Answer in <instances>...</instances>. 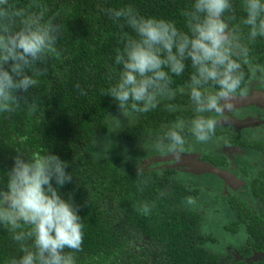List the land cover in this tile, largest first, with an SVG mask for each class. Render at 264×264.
<instances>
[{"label":"trees","instance_id":"obj_1","mask_svg":"<svg viewBox=\"0 0 264 264\" xmlns=\"http://www.w3.org/2000/svg\"><path fill=\"white\" fill-rule=\"evenodd\" d=\"M9 3L23 8L25 16L46 9L44 19L60 27L56 53H48L37 62V84L26 94L17 90L18 104L10 110H0V177L10 168L16 151L30 154L44 149L67 162L65 171L72 174V179L59 191L62 198L70 197L84 225L81 249L75 253L76 264H208L204 244L209 237L203 235L199 215L179 208L189 189L180 187L165 193V183L156 172L127 167V159L119 152L122 143L151 142L161 126L177 115L190 116L187 97L175 98L177 111H168L165 104L169 101L161 100L150 112L135 114L130 126L113 136L106 134V115L119 113L105 91L118 70L113 65L115 51L135 33L123 18L113 19L102 9L131 5L140 15L172 20L178 30L184 31L183 13L190 0ZM234 4L232 24L243 15L239 0ZM20 19L23 17L17 18V24ZM3 27L0 24V31ZM250 48L253 63L264 65V39L257 38ZM190 72L191 68H186L182 77L173 78V83H183ZM125 124L126 119L121 126ZM105 135L109 142L96 144ZM251 145L264 151L258 144ZM219 164L214 163V168ZM253 187L257 188L254 195L263 198L264 186ZM141 203L150 204L146 214L139 211ZM235 206L231 207L235 210ZM254 227L249 226V233L258 236ZM19 254L11 233L0 227V264Z\"/></svg>","mask_w":264,"mask_h":264},{"label":"clouds","instance_id":"obj_2","mask_svg":"<svg viewBox=\"0 0 264 264\" xmlns=\"http://www.w3.org/2000/svg\"><path fill=\"white\" fill-rule=\"evenodd\" d=\"M234 7V0H190L184 31L172 20L140 15L131 5L102 9L113 19L123 18L135 33L116 49L113 65L118 70L105 90L127 125L161 100L169 101L168 111H177L175 98L187 97L191 115H177L162 125L151 140L154 151L179 161L189 136L202 146L215 143L222 122L217 116L232 111V100L252 86L264 88V65L250 56V44L264 39V0H239L243 15L232 24ZM45 11L25 16L23 8L0 0V110L18 104L17 90L26 94L38 82L37 62L56 53L60 26L45 20ZM186 68H191L187 78L174 84ZM106 116L112 131L120 129L116 115ZM66 167L67 162L44 149L15 152L0 177V227L11 233L20 254L4 264H76L84 225L70 197L62 198L59 191L72 179ZM185 200L195 203L193 197ZM149 209V203L139 206L145 214Z\"/></svg>","mask_w":264,"mask_h":264},{"label":"flooded vegetation","instance_id":"obj_3","mask_svg":"<svg viewBox=\"0 0 264 264\" xmlns=\"http://www.w3.org/2000/svg\"><path fill=\"white\" fill-rule=\"evenodd\" d=\"M262 95L264 88L252 86L245 96L259 100L258 107L240 109L238 96L230 113L217 116L240 121L239 127L231 122L218 125L216 141L224 142L221 147L217 148L216 143L205 152H196L194 149L185 151L181 158L187 154H197L193 162L177 161L160 153L158 158L161 161L158 164L140 167L142 171H153L160 176L165 183V193H172L180 187L189 189V195L182 199L179 208L199 215L203 235L209 237V241L204 244L209 254L208 264H264V197L255 196L257 188L253 187L264 186V151L251 147V144H258L264 149V137L261 135L264 132ZM242 111H249L245 120L240 118ZM244 123L249 124V128H244ZM252 132L259 135L255 136ZM186 147L189 148L188 145ZM149 161L147 159L144 164ZM204 163L213 167L220 163L217 169L233 174L238 183L230 185L215 174L201 171L199 165ZM175 165L185 168L178 170L173 167ZM132 169L137 170V167ZM186 197H193L195 203L187 204ZM233 205L241 212L236 213L239 210H234ZM239 218L240 224L237 223ZM250 225L258 229V236L249 233Z\"/></svg>","mask_w":264,"mask_h":264},{"label":"rangeland","instance_id":"obj_4","mask_svg":"<svg viewBox=\"0 0 264 264\" xmlns=\"http://www.w3.org/2000/svg\"><path fill=\"white\" fill-rule=\"evenodd\" d=\"M262 96H264V95H262ZM252 97L253 96H243V97H240V101H241V104H240V109H242V110H246V108H249L250 106H252V107H258V105H257V103H258V101L259 100H255V99H252ZM262 100H264V97H262L261 98ZM238 100V98H234L233 100H232V103H234V101H237ZM251 103H253V104H251ZM250 111V110H249ZM249 111H242V112H240V118L242 119V120H245V118H246V113H248L249 114ZM230 113V112H229ZM223 115H225V113H223ZM118 118H119V120H120V122L122 123V121L124 120V119H126L125 117H123L122 115H120L119 113L116 115ZM229 116V115H228ZM217 119H219V120H221L222 122L221 123H223V124H225V123H229V122H231V123H234V124H236V126H240V121H238V120H236V119H232V118H230V117H228V119L226 118V116H225V118H224V116H221V118H220V116L217 118ZM226 121V122H225ZM127 126V124H125V125H123V126H121L120 127V129H118V130H115V131H112V129L109 127L108 128V130H107V133L106 134H109V136L111 135V136H113L112 134L113 133H115V132H119V131H121L122 129H124L125 127ZM219 127V126H218ZM217 127V128H218ZM222 127V126H221ZM244 128H249V124H247V123H244ZM222 130H223V128H222ZM225 130V129H224ZM112 131V132H111ZM255 136H257V135H259V133H257V132H252ZM261 135L264 137V132L263 133H261ZM221 139H223L222 137H221ZM257 139H260V138H257ZM262 139H264V138H262ZM106 142H109V138L105 135V136H102L101 138H99V140L97 141V143L96 144H98L99 146H101V145H105L106 144ZM217 143V141H215V143H211V144H209V145H207V146H202V145H199V144H197V143H195L193 140H192V138L189 136L188 137V147L189 148H187L186 147V150L185 151H187V150H190V149H194L196 152H205V151H207V150H209V148L213 145V144H216ZM224 144V142H220V143H217V148L218 147H221L222 145ZM108 147V146H107ZM119 152H120V154L121 155H123L126 159H127V162H128V165H127V167H130V168H135V167H142V166H151L152 164H158L157 162H159V161H161L160 160V158H158L159 156L158 155H160V153L159 152H156V151H154L152 148H151V142L150 141H148V140H142V141H140V142H135V143H127V144H125V143H122V144H120L119 145ZM196 153H192V154H187V156H184V157H182L179 161H185V160H190V162H193V160L195 159V157H196V155H195ZM147 159H150V163H148V164H144L146 161H147ZM141 163H142V166H141ZM205 164V163H204ZM202 165L203 164H200L199 166L201 167L200 168V170L202 171ZM173 167H175V168H177L178 170H181V168L183 169V168H185V167H181V166H173ZM157 169V168H156ZM204 169V168H203ZM228 173V172H227ZM216 176H218L220 179H221V177H220V175H217V174H215ZM231 177H234V175L233 174H231L230 175ZM205 178H208V176H205ZM236 178V177H235ZM223 180V179H222ZM213 181V180H212ZM223 181H225V180H223ZM216 182H214V184H215Z\"/></svg>","mask_w":264,"mask_h":264},{"label":"water","instance_id":"obj_5","mask_svg":"<svg viewBox=\"0 0 264 264\" xmlns=\"http://www.w3.org/2000/svg\"><path fill=\"white\" fill-rule=\"evenodd\" d=\"M241 102V101H240ZM202 171L203 172H209V173H212V174H217V175H220V177L222 179H224L228 184L232 185V184H237L238 183V180L234 177H231L230 173H227V172H223L221 170H218L217 168H214L213 166L209 165V164H203L202 165Z\"/></svg>","mask_w":264,"mask_h":264}]
</instances>
